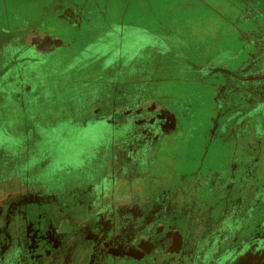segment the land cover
Here are the masks:
<instances>
[{
    "label": "rangeland",
    "instance_id": "rangeland-1",
    "mask_svg": "<svg viewBox=\"0 0 264 264\" xmlns=\"http://www.w3.org/2000/svg\"><path fill=\"white\" fill-rule=\"evenodd\" d=\"M35 1L36 5L32 0H11L14 10H31L21 11L25 16L17 12L14 26L33 15L29 19L38 21L29 27L58 45L48 57L36 52L43 50L29 46L32 29L23 38L14 37L15 48L0 45V179L20 176L26 183L47 181L59 189L50 167L69 151L91 158L102 148L111 169L126 160H142L150 147L130 152L121 137L130 140L140 130L150 131V111L159 107L173 118L166 131L202 121L213 106L202 88V72L219 68L226 79L236 49L234 38L243 39L228 15L236 14V21L241 17L228 0H110L104 26L82 36L72 34L61 14V0L48 7L49 0ZM119 29L125 30L123 37L115 32ZM240 42L239 47L244 43ZM19 45L25 48L21 54ZM21 56L36 60L17 64ZM40 59L48 63L39 64ZM223 62L227 66L220 67ZM187 110L193 121L184 113ZM202 134L194 131L170 149L167 155L177 156L170 164L177 168L200 158ZM209 152V165L222 163L224 155L214 141ZM165 162L160 161V168ZM78 174L64 170L63 179L72 181ZM194 183L187 182L188 193L202 189ZM83 212L73 219L57 217L63 241L57 256L62 264L89 260L96 232ZM177 227L180 237L172 247L150 255V260L179 253L185 224Z\"/></svg>",
    "mask_w": 264,
    "mask_h": 264
},
{
    "label": "flooded vegetation",
    "instance_id": "flooded-vegetation-1",
    "mask_svg": "<svg viewBox=\"0 0 264 264\" xmlns=\"http://www.w3.org/2000/svg\"><path fill=\"white\" fill-rule=\"evenodd\" d=\"M57 1L49 0L46 7ZM228 1L241 17L236 21V14L228 15L243 39L234 38L236 49L226 79L218 73L219 68L202 72V88L213 104L207 113L211 115L207 125L166 131L172 115L163 107L155 108L150 111L154 113L149 117L150 131L143 129L130 140L120 139L121 143L128 141L125 149L130 152L142 145L150 147L140 161L126 160L111 169L108 159L101 155H105L102 148H97L91 158L69 151L50 167L59 189L47 181L26 183L14 176L21 191L5 209L0 208V264H62L57 256L63 245L57 217L77 218L80 211L92 220L96 232L87 264H264V0ZM32 3L36 5L35 0ZM60 3V13L72 34L87 33L80 29L84 22H90L91 15L85 11L87 0ZM18 11L11 0H0V45L10 43L9 47L15 48L14 37L23 38V33L32 29L29 46L37 45L43 51L36 52L50 56L58 42L52 43L46 35H38L35 27H29L38 21L29 19L33 15L14 26ZM96 30L99 27L87 31ZM124 31L115 32L123 37ZM240 41L244 42L241 47ZM17 42L23 43L22 39ZM22 51L25 48L19 45L17 53ZM18 59L17 64L36 60L25 56ZM38 63L45 65L48 60ZM224 63L219 66H227ZM194 130L203 132L202 153L189 167L187 178L158 189L153 197L135 196L132 172L144 168L160 143L167 152L177 147L172 141L175 136ZM213 141L224 155L216 166L207 161ZM64 170L79 173L78 177L64 180ZM119 179L123 189L117 187ZM193 181L202 188L200 192L186 190L187 182ZM149 186L151 190V181ZM128 191L131 201H124L123 193ZM204 196L218 204L203 205L202 215L197 199ZM179 223L185 224L179 253L160 261L150 260V255L168 251L180 237Z\"/></svg>",
    "mask_w": 264,
    "mask_h": 264
},
{
    "label": "water",
    "instance_id": "water-1",
    "mask_svg": "<svg viewBox=\"0 0 264 264\" xmlns=\"http://www.w3.org/2000/svg\"><path fill=\"white\" fill-rule=\"evenodd\" d=\"M109 1L110 0H87L89 4L85 7V11L88 14H90L91 17H90V22H84V24H82V27L80 29L83 32L87 30L96 29L103 25L104 16H105V6ZM21 11H24V10H19L18 13L22 14L23 12ZM26 12H29V11H26ZM23 14L26 15L27 13H23ZM185 112H188L190 114L189 118L191 117L192 119L191 118L190 119L193 121V115H191V113L188 110L184 111V113ZM210 116L211 115L209 116L204 115L202 118L203 119L202 121H198L195 123V125H191V126H194V128H199V129L201 127L206 126L207 119L209 120ZM187 126L189 125L187 124ZM193 134L194 133L191 134L190 132L182 133V136H180L179 138L175 136L172 139V141L178 144L180 141H184L187 135L192 136ZM163 145H164L163 142L160 143L159 145L160 147L156 150L155 155L151 156V159H150V156H148L144 164V168H139L132 172L133 179H134V195L135 196L140 197L143 195L147 197L150 194V196L153 197L158 189L163 188V187L165 188L172 187L174 183H176V181L177 182L184 181L187 178L186 176L187 171L190 166H193L191 164H193L194 161L191 160V163L181 162V164H179L177 168H175L172 164H170V161L173 160L174 158L177 159V156L167 155L168 151L165 152ZM162 152H163V155H161ZM182 156H184L185 159L187 160L185 155L182 154ZM161 160H165L166 165L160 168ZM131 171L132 170L129 171V174ZM150 181L152 183L151 190L149 186ZM116 184L118 188L120 186L122 187V189L124 188L122 180H120V182L117 180ZM20 191H21L20 183L16 178L0 180V208L5 209V207L11 202V200H14V198L20 194ZM109 194H110V197L112 198V193H109ZM122 198L124 199V201H131L132 196L130 195V192L128 191L126 193H123ZM197 202H198L199 208L202 207L201 208L202 215L205 212L204 206L210 203H214V202L218 204L217 201L207 196L198 198ZM212 215L215 216L216 214L212 213Z\"/></svg>",
    "mask_w": 264,
    "mask_h": 264
},
{
    "label": "crops",
    "instance_id": "crops-1",
    "mask_svg": "<svg viewBox=\"0 0 264 264\" xmlns=\"http://www.w3.org/2000/svg\"><path fill=\"white\" fill-rule=\"evenodd\" d=\"M108 3H109V2H108ZM108 3H107L106 6H105V16L107 15V13H106V8H107V6H108ZM16 15H17V14H16ZM19 15H21V13H18V16H19ZM23 15H24V14H23ZM18 16H17V17H18ZM24 16H25V15H24ZM105 16H104V17H105ZM17 17H16V18H17Z\"/></svg>",
    "mask_w": 264,
    "mask_h": 264
}]
</instances>
